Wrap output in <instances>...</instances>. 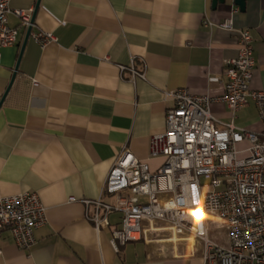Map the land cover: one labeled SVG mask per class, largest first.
I'll list each match as a JSON object with an SVG mask.
<instances>
[{"label": "crops", "instance_id": "0c3cea01", "mask_svg": "<svg viewBox=\"0 0 264 264\" xmlns=\"http://www.w3.org/2000/svg\"><path fill=\"white\" fill-rule=\"evenodd\" d=\"M36 4L30 32H52L56 39L40 47L28 37L0 105V193L36 192L46 222L34 229L28 250L2 230L0 264H204L199 243L159 239L163 233L150 232L152 240L129 241L114 252L109 239L120 213H110V224L96 231L81 200L100 196L123 148L153 171L162 163L149 152L172 105L166 91L222 93L223 64L237 55L238 35L218 23L237 8L233 0L215 7L212 0H8L10 9ZM232 18L253 40L249 87L264 90V0H246ZM7 20L18 33L15 44L0 50V99L27 29L13 13ZM119 65H132L144 77L132 78ZM250 105L257 113L251 100L234 116L220 101L210 111L220 122L264 133L258 116L240 121Z\"/></svg>", "mask_w": 264, "mask_h": 264}, {"label": "built area", "instance_id": "2783aa9c", "mask_svg": "<svg viewBox=\"0 0 264 264\" xmlns=\"http://www.w3.org/2000/svg\"><path fill=\"white\" fill-rule=\"evenodd\" d=\"M237 8L218 23L238 35L237 55L223 64L222 93L213 97L187 88L166 91L172 105L165 110L164 131L151 136L149 152L163 157L162 163L153 171L123 148L104 179L100 196L81 200L84 216L96 231L110 224V213H120L109 239L114 252L129 241L152 240L148 234L153 232L166 235L159 239L196 241L204 264H264V133L220 122L210 111V104L220 101L234 116L251 100L258 118L264 120V90L249 87L253 40L247 28H234L232 13ZM33 11L32 7L10 9L8 0H0V50L17 40L18 29L8 25V13L28 28ZM29 36L40 47L56 39L52 32H30ZM124 69L131 71L132 78L144 77L132 65H119V70ZM242 141L248 145L239 149ZM104 195L114 200L106 201ZM45 222V206L36 192L0 193V234L8 229L18 248L30 249L34 229ZM213 224L225 228V244L208 236L207 227Z\"/></svg>", "mask_w": 264, "mask_h": 264}, {"label": "water", "instance_id": "95a60500", "mask_svg": "<svg viewBox=\"0 0 264 264\" xmlns=\"http://www.w3.org/2000/svg\"><path fill=\"white\" fill-rule=\"evenodd\" d=\"M224 1H225V0H212V5H213V7H215V5H216L217 3H224ZM245 1H246V0H233V4L236 5L241 11H243V10L245 9ZM37 5H38V4H36L35 9H34L33 14H32V17H31V23H33L34 15H35V11H36V9H37ZM30 31H31V26H29V27L26 29V33H25V36H24V39H23V42H22V45H21V49H20V52H19V56H18L17 62H16L15 67H14V71H13V74H12V78H11L10 83L8 84V86H7L6 90H5V92H4L3 96H2V98L0 99V105H1V103H2V101H3V99H4V97H5V95H6L7 91H8V89L10 88V85H11L12 81H13V78H14V76H15V72H16L17 67H18V62H19V59H20L21 53H22L23 48H24V46H25V44H26V42H27V40H28V37H29V33H30Z\"/></svg>", "mask_w": 264, "mask_h": 264}, {"label": "rangeland", "instance_id": "374dc122", "mask_svg": "<svg viewBox=\"0 0 264 264\" xmlns=\"http://www.w3.org/2000/svg\"><path fill=\"white\" fill-rule=\"evenodd\" d=\"M256 116H257V113L255 111V108L252 105H250V107L242 111L240 115V121L243 122L247 119L256 118ZM207 228H208V236L210 238H213L215 236L218 242L225 244V232H226L225 228L220 229L214 224L209 225Z\"/></svg>", "mask_w": 264, "mask_h": 264}, {"label": "snow or ice", "instance_id": "6c2138e0", "mask_svg": "<svg viewBox=\"0 0 264 264\" xmlns=\"http://www.w3.org/2000/svg\"><path fill=\"white\" fill-rule=\"evenodd\" d=\"M197 207H198V208H201L202 206H201V205H198ZM189 214H190V215L193 214V210H192V209L189 210Z\"/></svg>", "mask_w": 264, "mask_h": 264}]
</instances>
